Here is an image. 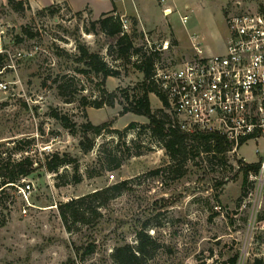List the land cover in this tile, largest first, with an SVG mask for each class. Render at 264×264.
I'll list each match as a JSON object with an SVG mask.
<instances>
[{"label":"rangeland","instance_id":"rangeland-1","mask_svg":"<svg viewBox=\"0 0 264 264\" xmlns=\"http://www.w3.org/2000/svg\"><path fill=\"white\" fill-rule=\"evenodd\" d=\"M102 1L106 6L92 0L96 11L115 7L128 18L135 46L142 47L138 53L132 50L130 60L108 50L114 37L93 29L100 11L94 15L89 6L74 10L65 1L33 8L28 0L18 11L0 0V66L9 83L0 93V165L27 156L34 161V171L17 186L6 187L0 177V264H116L114 247L137 243L142 228L156 240L151 264H222L234 253H239L238 264H256L255 259H264V177H249L244 193L239 169V159L259 162L255 141L222 162L189 140L187 160L174 161L163 139L149 128V118L124 110L143 93L137 59L147 52V37L175 43L166 58L182 60L190 53L193 34L208 53H223L235 0H178L180 12L190 15L187 25L179 13L167 19L156 0ZM25 28L36 35L29 36ZM80 44L100 52L119 74L103 78L82 72ZM104 89L116 94L115 105H92L106 95ZM150 99L160 117H170L169 106L155 93ZM54 109L68 114L79 129L89 120L110 125L86 153L80 146L82 131L63 126L52 116ZM54 152L76 157L78 170L66 164L48 171L43 163ZM123 180L127 188L116 197L112 191L94 196ZM83 196L88 209L97 212L89 209L86 221L68 225L61 204ZM90 243L96 250L82 260Z\"/></svg>","mask_w":264,"mask_h":264},{"label":"built area","instance_id":"built-area-1","mask_svg":"<svg viewBox=\"0 0 264 264\" xmlns=\"http://www.w3.org/2000/svg\"><path fill=\"white\" fill-rule=\"evenodd\" d=\"M156 1L167 19L179 13L182 23L188 24L190 15L180 12L178 0ZM121 18L128 31V18ZM227 27L229 35L223 53H208L194 34L191 51L182 60L164 57L175 48L170 38L152 42L147 37L145 50L158 55L152 78L169 102L171 123L185 131H215L224 135L231 144L228 153L239 154L243 145L254 140L260 169L256 173L250 171L249 175L261 179L264 177V0L261 4L235 0ZM4 69L0 67V93L9 84L3 79Z\"/></svg>","mask_w":264,"mask_h":264},{"label":"trees","instance_id":"trees-1","mask_svg":"<svg viewBox=\"0 0 264 264\" xmlns=\"http://www.w3.org/2000/svg\"><path fill=\"white\" fill-rule=\"evenodd\" d=\"M9 3L18 11L25 9V3L27 0H8ZM52 5L45 7L51 8ZM93 29H101L105 34L115 38L114 47L112 44L108 50L112 53L115 51L119 58L130 60L135 48V52L142 50V47L135 46L132 35L124 29L121 15L117 14V10L114 7L113 10L104 12L99 18L92 21ZM25 32L34 37L36 34L30 29L25 28ZM79 55L77 60L82 62L85 67L81 69L82 72L89 74L95 73L103 78L108 76H117L119 71L112 67L111 64L104 58V56L98 51H92L85 44H80ZM142 52L141 57H138V66L144 74L142 81L143 93L131 101L130 105H125V111H133L137 114L145 115L149 118V128L152 132L158 135L164 141V146L168 154L172 159L178 160L182 157L183 160H187L189 149V140L194 141L204 151L214 154L222 162H228V151L231 149V144L226 137L215 131H185L177 125L171 123V116L160 117L151 106L150 93H155L160 100L169 105L166 96L160 91L157 83L152 78L154 74V64L157 59V53L146 54ZM4 55L0 54V63L3 62ZM1 65V64H0ZM1 67V66H0ZM60 90L63 93L64 87L60 85ZM104 94L100 98L92 101V105L96 107H102L104 104L111 106L115 105L116 94L114 92H107L104 89ZM127 98H129L127 96ZM52 116L61 121L63 126L68 128L71 132L77 133L82 131L83 137L80 140V146L84 152L92 150L96 144V136L101 134L110 124L108 122H102L99 124L93 123L91 120L85 122L81 129L74 123L68 114L60 113L58 110H52ZM240 171L243 172V192L246 193L247 184L249 182L250 171L258 172L260 169V162L247 163L243 159H239ZM48 171H58V169L66 164H74L78 170V159L73 157L69 153L61 154L54 152L46 157L43 163ZM120 163H117V167ZM179 172L181 168L175 167ZM34 171V161L29 157L22 158L18 161H8L0 165V177L3 178L4 185L17 186L21 178L29 176ZM156 170L155 172H158ZM183 173V172H181ZM77 176V175H75ZM81 178L76 177V182H79ZM222 183V181H221ZM128 181L123 180L108 187L95 191L93 194L97 198H101L106 192L112 191L111 197L114 198L119 195L125 188H127ZM104 202L101 201L100 204ZM86 206V207H85ZM93 212H97V208H90ZM86 198L78 197L61 204V216L64 222L69 225V222L86 221V215L89 212ZM264 218V215L262 216ZM156 246L155 238L150 235L145 229H140L137 232V243L133 244L125 242L118 244L114 247L113 258L116 264H151V259L154 254ZM96 250L94 243L88 244L83 248V253L80 255L81 259H85L87 255L93 253ZM79 252V250H78ZM239 253H234L223 261L222 264H238ZM256 264H264L263 258L255 259Z\"/></svg>","mask_w":264,"mask_h":264},{"label":"crops","instance_id":"crops-1","mask_svg":"<svg viewBox=\"0 0 264 264\" xmlns=\"http://www.w3.org/2000/svg\"><path fill=\"white\" fill-rule=\"evenodd\" d=\"M67 2L74 10H82L84 9L85 7H90V10L92 11V13H94V15H97V13H104V12H108V11H111L108 10L107 8L105 10H99V11H96V8L95 6L92 4V0H28L29 4L33 7V8H42L44 6H48L49 4H52V3H58V2ZM99 2H97L98 6H106L107 3H105V1H102V0H98ZM116 4V6H118L117 3H114ZM135 5V3H134ZM136 7V5H135Z\"/></svg>","mask_w":264,"mask_h":264}]
</instances>
